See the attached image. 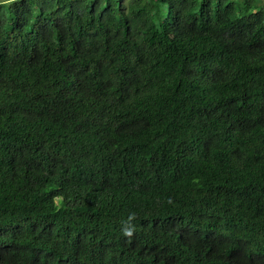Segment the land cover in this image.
<instances>
[{"label": "trees", "instance_id": "trees-1", "mask_svg": "<svg viewBox=\"0 0 264 264\" xmlns=\"http://www.w3.org/2000/svg\"><path fill=\"white\" fill-rule=\"evenodd\" d=\"M0 264H264V0H0Z\"/></svg>", "mask_w": 264, "mask_h": 264}, {"label": "bare ground", "instance_id": "bare-ground-1", "mask_svg": "<svg viewBox=\"0 0 264 264\" xmlns=\"http://www.w3.org/2000/svg\"><path fill=\"white\" fill-rule=\"evenodd\" d=\"M54 143H55V142H54ZM31 152H32V151H31ZM60 169H61V168H60ZM73 176H74V175H73ZM47 187H48V186H47ZM47 187H46V188H47ZM80 187H81V186H80ZM49 218H50V217H49Z\"/></svg>", "mask_w": 264, "mask_h": 264}, {"label": "rangeland", "instance_id": "rangeland-1", "mask_svg": "<svg viewBox=\"0 0 264 264\" xmlns=\"http://www.w3.org/2000/svg\"><path fill=\"white\" fill-rule=\"evenodd\" d=\"M125 1V0H124Z\"/></svg>", "mask_w": 264, "mask_h": 264}]
</instances>
